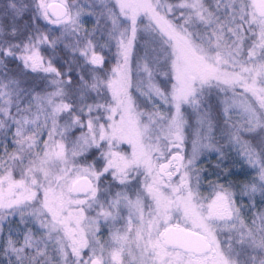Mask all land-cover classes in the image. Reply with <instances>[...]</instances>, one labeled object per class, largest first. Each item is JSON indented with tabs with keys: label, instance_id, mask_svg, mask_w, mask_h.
<instances>
[{
	"label": "snow or ice",
	"instance_id": "6c2138e0",
	"mask_svg": "<svg viewBox=\"0 0 264 264\" xmlns=\"http://www.w3.org/2000/svg\"><path fill=\"white\" fill-rule=\"evenodd\" d=\"M0 264H264V0H0Z\"/></svg>",
	"mask_w": 264,
	"mask_h": 264
}]
</instances>
